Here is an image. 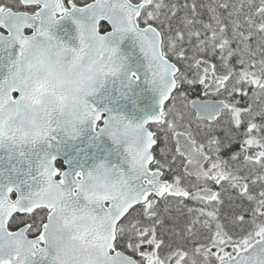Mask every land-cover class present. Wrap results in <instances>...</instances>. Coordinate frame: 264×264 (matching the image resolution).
I'll return each mask as SVG.
<instances>
[{
    "label": "snow or ice",
    "instance_id": "obj_1",
    "mask_svg": "<svg viewBox=\"0 0 264 264\" xmlns=\"http://www.w3.org/2000/svg\"><path fill=\"white\" fill-rule=\"evenodd\" d=\"M0 264H264V0H0Z\"/></svg>",
    "mask_w": 264,
    "mask_h": 264
}]
</instances>
